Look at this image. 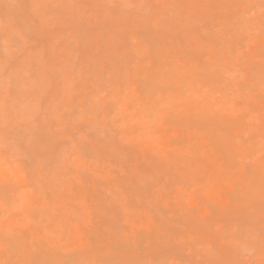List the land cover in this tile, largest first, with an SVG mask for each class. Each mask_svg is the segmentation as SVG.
Here are the masks:
<instances>
[{
  "label": "rangeland",
  "instance_id": "374dc122",
  "mask_svg": "<svg viewBox=\"0 0 264 264\" xmlns=\"http://www.w3.org/2000/svg\"><path fill=\"white\" fill-rule=\"evenodd\" d=\"M0 264H264V0H0Z\"/></svg>",
  "mask_w": 264,
  "mask_h": 264
},
{
  "label": "bare ground",
  "instance_id": "6f19581e",
  "mask_svg": "<svg viewBox=\"0 0 264 264\" xmlns=\"http://www.w3.org/2000/svg\"><path fill=\"white\" fill-rule=\"evenodd\" d=\"M35 89V88H34ZM37 98V97H36ZM25 113V112H24ZM96 121V120H95Z\"/></svg>",
  "mask_w": 264,
  "mask_h": 264
}]
</instances>
